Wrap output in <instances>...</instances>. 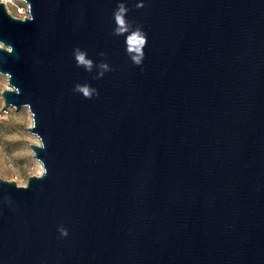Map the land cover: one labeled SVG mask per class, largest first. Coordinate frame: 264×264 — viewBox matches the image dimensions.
Masks as SVG:
<instances>
[{
	"label": "water",
	"instance_id": "95a60500",
	"mask_svg": "<svg viewBox=\"0 0 264 264\" xmlns=\"http://www.w3.org/2000/svg\"><path fill=\"white\" fill-rule=\"evenodd\" d=\"M22 1L1 93L43 170L0 177V264H264V0Z\"/></svg>",
	"mask_w": 264,
	"mask_h": 264
},
{
	"label": "rangeland",
	"instance_id": "374dc122",
	"mask_svg": "<svg viewBox=\"0 0 264 264\" xmlns=\"http://www.w3.org/2000/svg\"><path fill=\"white\" fill-rule=\"evenodd\" d=\"M7 86V77L0 74V104L3 103L1 91ZM31 124L32 116L25 106L12 107L6 116L0 117V177L18 185H25L31 175H38L43 170L30 146L39 143L38 136L28 129Z\"/></svg>",
	"mask_w": 264,
	"mask_h": 264
},
{
	"label": "clouds",
	"instance_id": "9594fccd",
	"mask_svg": "<svg viewBox=\"0 0 264 264\" xmlns=\"http://www.w3.org/2000/svg\"><path fill=\"white\" fill-rule=\"evenodd\" d=\"M137 7H143L142 4H138ZM127 9L123 4L118 6V11L114 13V20L117 25L115 29V34H126V44L129 53H135L132 59L136 65H140L144 58V47L146 45V34L139 29L136 31L129 32L130 25L125 20V13ZM0 51H4L8 54H12L14 49L11 45H6L5 42L0 41ZM74 57L78 66H84L86 70L90 71L93 65L92 60L87 58V54L80 49H75ZM103 68H107V65H101ZM10 75V73H9ZM75 91L81 93L85 98H91L95 92V89L90 88L88 85L77 84L75 86ZM61 235L67 236L68 232L65 228L61 227L59 229Z\"/></svg>",
	"mask_w": 264,
	"mask_h": 264
},
{
	"label": "built area",
	"instance_id": "2783aa9c",
	"mask_svg": "<svg viewBox=\"0 0 264 264\" xmlns=\"http://www.w3.org/2000/svg\"><path fill=\"white\" fill-rule=\"evenodd\" d=\"M3 1L7 7V9L11 12L10 9L14 10V13H12L15 16L18 17H27L29 15V6L26 2L22 0H0ZM11 106H5L4 103L0 104V117L6 116L10 110ZM40 174V173H39Z\"/></svg>",
	"mask_w": 264,
	"mask_h": 264
}]
</instances>
